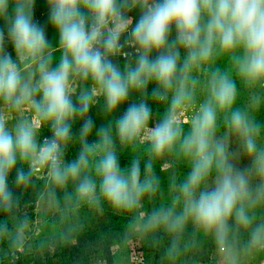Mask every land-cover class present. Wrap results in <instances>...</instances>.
I'll use <instances>...</instances> for the list:
<instances>
[{
    "label": "clouds",
    "instance_id": "clouds-1",
    "mask_svg": "<svg viewBox=\"0 0 264 264\" xmlns=\"http://www.w3.org/2000/svg\"><path fill=\"white\" fill-rule=\"evenodd\" d=\"M34 5L35 0H0V102L21 114L12 127L0 119V211L15 203L9 187L13 170L17 185L29 182L30 174L16 167L18 161L33 159L47 166L55 185L77 181L76 195L84 202L102 197L116 209L138 207L156 187L151 160L143 174L138 158L122 166L114 136L121 144L132 142L149 125L152 109L146 98L154 85L151 98L168 101V107L151 128L150 156L178 148L190 160V171L171 205L153 211L144 229L163 227L178 235L191 222L213 233L224 248L234 220L237 227L250 229L253 245L264 244V220L257 222L253 211L264 203L261 125L246 109L235 107L237 77L250 88L259 87L255 104L264 100V0H47L49 22L59 36L55 58L45 28L34 19ZM125 49L121 66L114 57ZM221 56L235 75L212 67ZM199 69L207 72L205 94L185 132L180 112L196 100L201 82L193 72ZM77 83L81 87L74 99ZM133 94L139 102H130ZM101 99L107 115L128 106L115 119V130L111 123L97 129L99 139L90 144L94 122L89 112ZM27 110L50 127L51 138L38 142L39 125L24 115ZM221 116L252 158L250 169L238 168L225 140L216 137ZM76 119L82 120L81 150L66 162Z\"/></svg>",
    "mask_w": 264,
    "mask_h": 264
},
{
    "label": "rangeland",
    "instance_id": "rangeland-1",
    "mask_svg": "<svg viewBox=\"0 0 264 264\" xmlns=\"http://www.w3.org/2000/svg\"><path fill=\"white\" fill-rule=\"evenodd\" d=\"M131 14L138 18V12L134 11ZM34 19L45 28L46 39L53 49L52 55L54 58L57 57L59 55L57 50L59 36L57 30L49 22L47 0H35ZM3 23V21H0V24ZM6 48L15 59L16 54L11 45H6ZM212 67L230 69L235 75V71L231 68L226 56H221L215 60ZM193 75L198 76L201 83L196 88L195 102L186 106L180 112V119L185 132L190 129L191 121L196 115L199 103L205 94L202 85L206 80V70H195ZM237 88L238 95L235 107L247 110V86L238 77ZM155 101L156 103L150 106L152 115L149 125L142 131L140 136L125 144H121L118 138L114 136L115 149L122 166H128L133 159L138 158L143 174L145 163L151 160V174L156 181L155 190L146 193L138 207L116 209L102 197H99L96 203H87L78 199L75 191L77 181L71 180L70 183L62 186L59 191V207L61 211L65 210L67 213L62 216V219L66 222L70 220L75 226L87 231L94 242L99 243L108 250L114 264H264V244L253 245L250 240H239L222 248L213 233L206 232L191 222L186 226L194 230L192 240L178 241L175 249L173 244L170 247L171 237L163 227L154 230L144 229L143 221L153 211L171 205L178 184L190 171V160L183 156L178 148L166 151L159 156H150L151 128L161 120L168 107V101ZM89 116L94 122L93 132L87 138L90 144H94L99 139L96 135L97 129L106 127L111 123L113 131L115 130V118L106 114L100 115V113L98 115L92 113ZM81 124L82 120L77 123L79 131ZM215 135L217 138L225 140L231 161L241 170H248L250 161L247 159V154L243 151L239 138L229 129L222 116L218 119ZM70 147L71 150L74 149L80 152V139L72 143ZM94 158L95 156L92 157V159ZM33 160L30 167L34 174L40 180L49 181L47 166L41 165L37 160L33 162ZM33 165H41V171H34ZM88 172L94 174L91 169ZM262 204L264 205V203ZM57 206L53 200L50 204L49 199H44L42 203L45 213H48V208L51 210V207L55 210ZM34 226H23L14 233L22 239L25 245L22 253L34 250L40 260L49 258L53 261V264H59L62 248L57 254L54 242H57L58 237H62L60 239L62 244L65 242L60 225L54 218L44 217L39 220L38 225ZM3 241L4 239L0 234L1 246ZM72 242L75 244L76 240H72ZM205 245H209V247L204 249ZM192 247H196L199 252L204 250V254H190ZM7 249L9 250V248L2 246L0 255H6L8 253ZM205 252L208 254L207 257ZM90 255V264H106L101 251L94 250L90 252Z\"/></svg>",
    "mask_w": 264,
    "mask_h": 264
},
{
    "label": "trees",
    "instance_id": "trees-1",
    "mask_svg": "<svg viewBox=\"0 0 264 264\" xmlns=\"http://www.w3.org/2000/svg\"><path fill=\"white\" fill-rule=\"evenodd\" d=\"M114 60L123 66L126 63V60L122 59L121 57H114ZM78 89L77 93L81 85L77 83ZM154 85H149V95L147 96L146 100L149 106H153L156 101L151 98V89ZM260 91L259 87L250 88L247 86V111L249 114L261 125V142L264 143V100L257 105L253 102L252 97L254 93ZM76 93V94H77ZM75 94V95H76ZM75 95L73 98L75 99ZM139 95L133 94L130 97V102H139ZM103 101L102 99L100 102L95 104L89 112L90 114L100 115L105 114L103 111ZM127 103L120 106V108L110 117L117 118L119 117L124 111L127 109ZM93 110V111H92ZM107 115V114H106ZM80 119H76L72 124V139L68 142L65 153L64 159L66 162L72 161L77 158L79 151L78 150H71L70 145L80 139L79 137V128L77 123ZM52 132L50 127L42 123L40 130H38L37 138L39 143H43L42 139L44 137H51ZM247 159L250 161V165L248 169L252 166V158L247 155ZM32 160H24L18 161L17 168L23 170L25 173L30 174L29 182L26 184L17 185L15 183V170L9 176V187L12 190L14 196V206L8 211H0V234L2 235L3 247L9 248L7 249L8 253L6 255H0V264H53L51 259H42L40 260L37 255L35 254L34 250L32 251H25L23 253L14 254L13 248L16 245H20L19 237L14 234L16 231L24 226L25 223L30 221L34 218L36 213L37 204L43 195L44 190L48 187L54 196L60 200V188L62 186L55 185L51 178L49 181L40 180L32 171L30 165ZM142 167V166H141ZM142 171V168H141ZM71 180L68 182L70 183ZM257 179L254 177L252 183L255 184ZM67 183V184H68ZM66 185V184H65ZM255 215L257 216V222L264 220V205L258 204L253 209ZM67 214L65 210L58 212L55 214L54 219L60 225L62 229V236L65 242L62 244L60 239L62 237H58L57 242H54L56 247L57 254L62 248V253L60 255V263L59 264H90V252L94 250L101 251L105 257L106 264H114L113 258L108 252L107 249L99 245V243L94 242L90 237L87 231H83L82 228H79L74 225L72 221L69 222L64 221L62 216ZM69 217V216H68ZM229 228H230V242H236L239 240L245 241L250 240V229L239 228L235 224L234 220L229 221ZM169 236L171 237L170 247H172L173 241L177 243L178 241H190L192 240V235L194 234V230L188 226H185L184 230L179 233L178 235L169 233L166 231ZM72 240H76V243L73 244ZM2 246L0 245V252ZM209 247V245H205L204 249ZM198 255L199 253L204 254V250L200 251L196 247H192L190 254ZM207 252H205V256L207 257Z\"/></svg>",
    "mask_w": 264,
    "mask_h": 264
},
{
    "label": "crops",
    "instance_id": "crops-1",
    "mask_svg": "<svg viewBox=\"0 0 264 264\" xmlns=\"http://www.w3.org/2000/svg\"><path fill=\"white\" fill-rule=\"evenodd\" d=\"M24 71H28V69L25 68ZM75 89L77 90V85H76ZM24 115L33 119L34 122L36 121L34 113H32L31 110H27L24 113ZM20 118H21L20 113L16 112L15 110L8 108L3 102H0V119H4L9 127H12ZM41 126H42V123H41ZM41 126L38 127V130H40ZM38 138H37V140H38ZM34 161H35V159L33 160V162ZM33 168L35 169L34 171L40 172L41 171L40 169L42 168V166L41 165H33ZM48 179H50V176L48 177ZM44 199H49L50 204L52 203V200H53V202L58 205L57 208L54 210V208L50 207L51 210H49V208H48V213H45V211H44L45 208H42V203H43ZM59 205H60L59 199H57L54 196V194L51 192V190L47 187L44 190L43 195L41 196V198L37 204L36 213H35L34 218L31 219L30 221H28L27 223H25L24 226L30 227V226L38 225L39 220L43 219L44 217H52V219H53L55 214H57L58 212L61 211ZM53 207H54V205H53ZM34 228H36V226H34ZM19 240H20V245H16L13 248V250H12L13 254L12 255L22 253V251L25 249V245L23 244L22 239L19 238Z\"/></svg>",
    "mask_w": 264,
    "mask_h": 264
},
{
    "label": "built area",
    "instance_id": "built-area-1",
    "mask_svg": "<svg viewBox=\"0 0 264 264\" xmlns=\"http://www.w3.org/2000/svg\"><path fill=\"white\" fill-rule=\"evenodd\" d=\"M127 52H128L127 49L123 50L122 53H121L120 55H118V57H121L122 59L126 60ZM77 89H78V85H77ZM35 122L38 123V125H39L38 127L41 126V123H40L39 121H35ZM45 138H51V137H44V138L42 139V142H44ZM34 170H35V169H34Z\"/></svg>",
    "mask_w": 264,
    "mask_h": 264
}]
</instances>
